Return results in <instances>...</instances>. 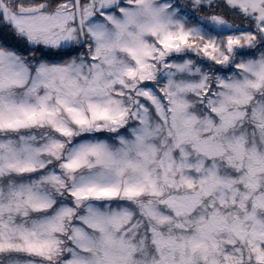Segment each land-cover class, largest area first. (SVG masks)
<instances>
[{
	"label": "snow or ice",
	"instance_id": "6c2138e0",
	"mask_svg": "<svg viewBox=\"0 0 264 264\" xmlns=\"http://www.w3.org/2000/svg\"><path fill=\"white\" fill-rule=\"evenodd\" d=\"M0 264H264V0H0Z\"/></svg>",
	"mask_w": 264,
	"mask_h": 264
}]
</instances>
